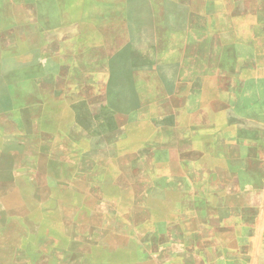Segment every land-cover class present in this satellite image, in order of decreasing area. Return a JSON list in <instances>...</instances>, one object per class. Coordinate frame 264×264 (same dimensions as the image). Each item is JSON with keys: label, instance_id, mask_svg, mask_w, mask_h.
I'll list each match as a JSON object with an SVG mask.
<instances>
[{"label": "rangeland", "instance_id": "1", "mask_svg": "<svg viewBox=\"0 0 264 264\" xmlns=\"http://www.w3.org/2000/svg\"><path fill=\"white\" fill-rule=\"evenodd\" d=\"M256 183L264 0H0V222L21 200L35 219L0 223V264L15 247L24 264H62L66 246L92 260V242L141 264L127 235L148 210ZM163 222L158 237L187 226Z\"/></svg>", "mask_w": 264, "mask_h": 264}, {"label": "crops", "instance_id": "2", "mask_svg": "<svg viewBox=\"0 0 264 264\" xmlns=\"http://www.w3.org/2000/svg\"><path fill=\"white\" fill-rule=\"evenodd\" d=\"M230 188V193L227 189L226 193L222 190L204 192L196 197L187 212L181 208L177 212L167 214L166 218L152 220L148 210L146 217L140 222L146 229L141 231L139 236L133 233L127 235L131 244L135 238L139 240L141 236L144 240L138 242L139 247L137 245L136 248L145 254V260L141 264H264V184H251L246 191L238 185ZM15 190L17 194L20 191L19 187ZM232 197L238 198L235 203L230 199ZM20 203L25 209L24 213L6 217L0 223L8 228L9 222L17 216L15 221L21 222V228L29 232L30 227L35 225V219L30 213L29 202L21 200ZM6 220L9 221L7 224ZM161 220H164L163 223L167 226L181 225L186 221L187 226L181 225L179 229H172L158 237L160 232L155 229L157 222ZM64 228L63 240L68 242L71 232ZM22 236L21 234L20 237ZM79 244L83 246L84 242ZM86 245L93 246L89 247L93 253L92 260L83 249H70L66 246L63 249L62 264H111L110 260L117 250L116 247L105 246L104 242ZM126 247L118 249L129 252L132 248ZM71 255L77 257L71 259ZM1 257L2 264H24L20 259L18 247L12 251H4ZM83 259L87 263H84Z\"/></svg>", "mask_w": 264, "mask_h": 264}]
</instances>
